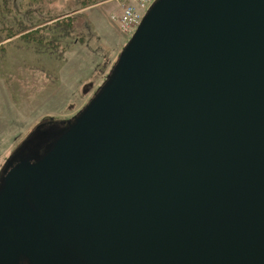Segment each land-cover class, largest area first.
Listing matches in <instances>:
<instances>
[{
    "label": "water",
    "instance_id": "obj_1",
    "mask_svg": "<svg viewBox=\"0 0 264 264\" xmlns=\"http://www.w3.org/2000/svg\"><path fill=\"white\" fill-rule=\"evenodd\" d=\"M20 256L264 264V0L152 4L84 107L6 168L0 264Z\"/></svg>",
    "mask_w": 264,
    "mask_h": 264
},
{
    "label": "rangeland",
    "instance_id": "obj_2",
    "mask_svg": "<svg viewBox=\"0 0 264 264\" xmlns=\"http://www.w3.org/2000/svg\"><path fill=\"white\" fill-rule=\"evenodd\" d=\"M14 4L19 20L8 17L4 24H18L11 34L27 30L0 38V168L36 130L64 127L103 83L128 40V27L118 28L117 20L130 3L121 0ZM41 19L52 25L63 20L69 27L35 46L27 34L39 29Z\"/></svg>",
    "mask_w": 264,
    "mask_h": 264
},
{
    "label": "trees",
    "instance_id": "obj_3",
    "mask_svg": "<svg viewBox=\"0 0 264 264\" xmlns=\"http://www.w3.org/2000/svg\"><path fill=\"white\" fill-rule=\"evenodd\" d=\"M16 1L17 0H0V19L2 18L0 20V23L2 25H4L2 28H0V38H2L6 33H9L10 30H12V28L18 27V24L7 25V26H6V24H4V20H6V18H8V17H11L12 21L19 20V18H18L19 16L17 14V11H14L15 10L14 8H16V6L14 7V5H15L14 3ZM26 3H27V5H30L32 2H26ZM32 5H33V3H32ZM33 8H35V7H33ZM29 9L32 10V8H29ZM41 20L43 22H39V24L36 25V27L39 29L34 31V32L27 34V36H31L33 38L32 40H29V43L34 44L35 46L40 45V44L44 45V41H47V39L49 40V42H52L53 40H55L56 32H59V31L65 32L67 30V27H69V26H67V22L63 21V20L58 21L57 25H52V23L47 24V23H49L48 22L49 20H44V19H41ZM56 29H59V31H57ZM26 30L27 29H22V31H19V32H17V30H16L15 31V32H17L16 34L9 33L6 35V37L8 39V37H12L13 35H18V34L21 35ZM55 30H56V32H55Z\"/></svg>",
    "mask_w": 264,
    "mask_h": 264
},
{
    "label": "built area",
    "instance_id": "obj_4",
    "mask_svg": "<svg viewBox=\"0 0 264 264\" xmlns=\"http://www.w3.org/2000/svg\"><path fill=\"white\" fill-rule=\"evenodd\" d=\"M121 1L124 4L130 3L129 6L124 11H122L120 17L117 20L118 28L120 27V25L123 27H128V32H127V36H128L132 32V28L135 25H136L135 28L137 27L142 16L144 15L143 13L147 11V9L150 7L149 5H151L154 2V0H121Z\"/></svg>",
    "mask_w": 264,
    "mask_h": 264
},
{
    "label": "flooded vegetation",
    "instance_id": "obj_5",
    "mask_svg": "<svg viewBox=\"0 0 264 264\" xmlns=\"http://www.w3.org/2000/svg\"><path fill=\"white\" fill-rule=\"evenodd\" d=\"M49 142H50V140L46 139L43 141V143L41 145H38L36 148H39L43 152L46 149V147H48ZM20 151H21V148H19L14 155H12L10 158L5 160L4 165L0 168V184L3 181V177L5 175L6 168H8L10 164L12 165L13 163H15L19 159ZM27 238H29V235H27ZM18 262H19L18 264H27V261L24 259L23 256L19 257ZM1 264H3V263H1Z\"/></svg>",
    "mask_w": 264,
    "mask_h": 264
},
{
    "label": "bare ground",
    "instance_id": "obj_6",
    "mask_svg": "<svg viewBox=\"0 0 264 264\" xmlns=\"http://www.w3.org/2000/svg\"><path fill=\"white\" fill-rule=\"evenodd\" d=\"M149 6H150V5H149ZM149 6H148V7H149ZM144 12H145V11H144ZM143 14H144V13H143ZM143 14H142V15H143ZM142 15H141V16H142ZM140 18H141V17H140ZM135 26H136V25H135ZM135 26L132 28V32H131V34H130V35H128V39H129V37H131V36H132V34H133V32H134L133 30H135V29H134V28H135ZM125 43H126V42H125ZM124 45H125V44H124ZM124 45H123V46H124Z\"/></svg>",
    "mask_w": 264,
    "mask_h": 264
}]
</instances>
